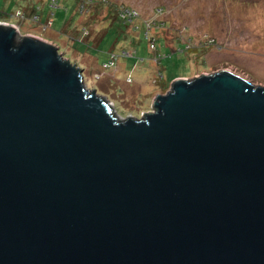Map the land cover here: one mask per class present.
Instances as JSON below:
<instances>
[{
  "label": "water",
  "instance_id": "95a60500",
  "mask_svg": "<svg viewBox=\"0 0 264 264\" xmlns=\"http://www.w3.org/2000/svg\"><path fill=\"white\" fill-rule=\"evenodd\" d=\"M0 24V264H264V86L172 80L120 118Z\"/></svg>",
  "mask_w": 264,
  "mask_h": 264
},
{
  "label": "rangeland",
  "instance_id": "374dc122",
  "mask_svg": "<svg viewBox=\"0 0 264 264\" xmlns=\"http://www.w3.org/2000/svg\"><path fill=\"white\" fill-rule=\"evenodd\" d=\"M0 12L83 69L120 118L143 117L178 78L227 69L264 86V0H0Z\"/></svg>",
  "mask_w": 264,
  "mask_h": 264
},
{
  "label": "built area",
  "instance_id": "2783aa9c",
  "mask_svg": "<svg viewBox=\"0 0 264 264\" xmlns=\"http://www.w3.org/2000/svg\"><path fill=\"white\" fill-rule=\"evenodd\" d=\"M131 14V13H130ZM35 17L38 19L39 18V16H37V15H35ZM136 17H138V12L136 13ZM131 18L132 19H134L133 18V16L131 15ZM0 23H1V21H0ZM3 23V22H2ZM6 24V23H5ZM45 40V39H44ZM150 46L153 48V49H155V47H156V45H155V43L154 42H152L151 44H150ZM112 54H114V53H112ZM124 55L125 56H127L125 53H124ZM158 56H160V55H158ZM118 58V56L117 57H114V59L112 60V62L114 63V61L116 60ZM110 59H111V57H110ZM109 59V60H110ZM110 62V61H109ZM110 65H108V67H109ZM161 77H162V75H161ZM144 116V115H143Z\"/></svg>",
  "mask_w": 264,
  "mask_h": 264
},
{
  "label": "trees",
  "instance_id": "16d2710c",
  "mask_svg": "<svg viewBox=\"0 0 264 264\" xmlns=\"http://www.w3.org/2000/svg\"><path fill=\"white\" fill-rule=\"evenodd\" d=\"M93 1H94V0H93ZM33 10H35L36 15L39 16L38 13H37V11H36V9L33 8ZM3 14H5V13H4V12H0V17L3 16ZM139 16H140V13H139V11H138V17H139ZM138 17H136V18H138ZM147 28H148V26H145V30H144V32L146 31ZM143 34H144V33H143ZM145 36H146V38L148 39V36H147V35H145ZM152 42H154L155 45H156V47H157L156 39H153ZM150 44H151V43H150ZM156 47H155V49H156ZM150 48H152V47L150 46ZM152 49H153V48H152ZM124 56H125V55H124Z\"/></svg>",
  "mask_w": 264,
  "mask_h": 264
},
{
  "label": "crops",
  "instance_id": "0c3cea01",
  "mask_svg": "<svg viewBox=\"0 0 264 264\" xmlns=\"http://www.w3.org/2000/svg\"><path fill=\"white\" fill-rule=\"evenodd\" d=\"M26 7H32V6H26ZM21 8H23V7H21ZM31 9V8H30ZM46 14H44V12H42L41 13V17H42V19H46L48 16H45ZM39 16H40V14H39ZM52 41V40H51Z\"/></svg>",
  "mask_w": 264,
  "mask_h": 264
}]
</instances>
